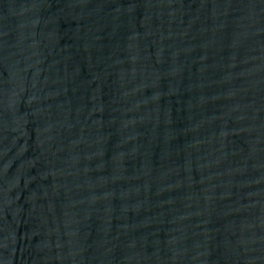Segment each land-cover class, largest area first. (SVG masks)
<instances>
[{
	"label": "water",
	"instance_id": "1",
	"mask_svg": "<svg viewBox=\"0 0 264 264\" xmlns=\"http://www.w3.org/2000/svg\"><path fill=\"white\" fill-rule=\"evenodd\" d=\"M0 264H264V0H0Z\"/></svg>",
	"mask_w": 264,
	"mask_h": 264
}]
</instances>
